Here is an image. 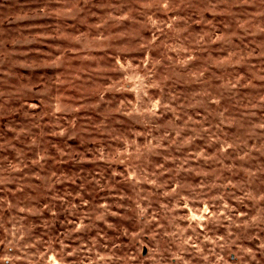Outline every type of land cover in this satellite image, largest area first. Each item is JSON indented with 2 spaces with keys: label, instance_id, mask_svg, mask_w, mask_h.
Returning <instances> with one entry per match:
<instances>
[{
  "label": "rangeland",
  "instance_id": "1",
  "mask_svg": "<svg viewBox=\"0 0 264 264\" xmlns=\"http://www.w3.org/2000/svg\"><path fill=\"white\" fill-rule=\"evenodd\" d=\"M0 264H264V0H0Z\"/></svg>",
  "mask_w": 264,
  "mask_h": 264
}]
</instances>
